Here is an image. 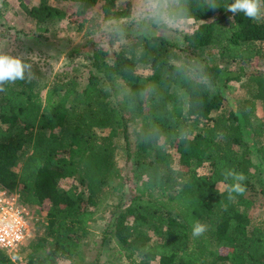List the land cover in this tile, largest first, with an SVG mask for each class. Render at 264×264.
Returning a JSON list of instances; mask_svg holds the SVG:
<instances>
[{
    "label": "trees",
    "instance_id": "1",
    "mask_svg": "<svg viewBox=\"0 0 264 264\" xmlns=\"http://www.w3.org/2000/svg\"><path fill=\"white\" fill-rule=\"evenodd\" d=\"M58 1H74L79 9L69 14L48 0L32 6L21 1L38 25L36 33L65 18L80 30L94 23L98 0ZM214 2L216 9L209 8V0H177L171 16L199 22L182 44L161 34H133L129 21L123 27L125 42L110 58L117 29L107 40L106 32L90 31L77 50L92 70L83 86L65 70L51 80L32 70L31 79L5 85L0 188L19 193L23 204L45 211L47 220L24 264L82 260L106 186L116 183L114 189L123 192L130 181L135 189L103 232V244L115 242L130 264H264V222L255 223L252 214L264 200V125L251 118L257 101L264 102V70L256 64L264 59V0L257 20L227 12L234 0ZM103 10L111 18L130 15L116 0H105ZM220 58L243 65L231 72ZM246 64L253 69L245 72ZM141 65L150 73H140ZM244 76L250 96L224 110L221 84ZM132 118L141 121L135 149L128 131ZM244 126L252 128V145ZM121 137L129 173L116 160ZM168 145L175 149L178 168ZM254 149L260 164L252 160ZM226 170L244 175L243 192L231 189V179L224 181ZM68 179L75 183L63 186ZM197 221L206 231L194 237ZM0 264L18 263L0 249Z\"/></svg>",
    "mask_w": 264,
    "mask_h": 264
},
{
    "label": "rangeland",
    "instance_id": "2",
    "mask_svg": "<svg viewBox=\"0 0 264 264\" xmlns=\"http://www.w3.org/2000/svg\"><path fill=\"white\" fill-rule=\"evenodd\" d=\"M21 1L29 6L37 5L41 0H0V52H5L14 56H21V58L32 65V70L43 74L46 80H51L56 72L67 71L71 75H76L80 80V86L86 84L90 75V64L83 56L78 53V49H82L88 39V33L92 30L96 34L106 32V40L110 37L111 30L117 29L118 40L110 47V58H113L114 52L120 49V45L125 42L126 32L123 27L133 21L130 29L133 34L143 32L144 34H161L170 41L177 44H182L184 35L192 32L198 21L193 19L173 18L171 11L176 6L177 0H165L161 15L158 17L153 15L150 11V4L148 0H116V4L123 8H129V17L111 18L103 10L105 0H98L94 7L92 15L95 19L93 24H88L84 29H78V26L72 23L68 18L63 20H56L49 24L48 31L36 33L38 25L32 21L24 12L21 6ZM51 4L62 7L67 13L72 14L79 9V5L74 1H58L48 0ZM137 22V23H135ZM216 57L218 55L215 53ZM219 60V59H218ZM217 60V61H218ZM226 70L231 72H239L243 65L240 62H229L219 60ZM257 67L264 70V59L257 61ZM256 66V65H255ZM253 69V66L246 64L245 72ZM139 72L142 74L150 73L148 67L140 66ZM38 74V73H37ZM226 97L224 110L230 107L236 108L240 101L250 96L251 89L247 85L246 77L241 81L232 80L230 82L222 83L219 88ZM127 90L123 87L122 94ZM122 97V95L120 96ZM127 118H131L130 114H126ZM241 118V117H240ZM255 124L262 123L264 125V102L258 100L255 114L251 117ZM244 123L243 119L241 118ZM203 122L199 125L202 126ZM141 121L132 118L129 121V137L132 143V148L135 149L136 140L140 131ZM99 133L106 134L108 129H98ZM245 139L250 141V145L254 142L252 128L244 126ZM117 150L116 160L123 173H127L131 164L127 165V151L125 148V140L123 137L116 138ZM168 152L174 154L172 156V164L178 168V156L173 146H167ZM252 160L255 164L262 163V159L257 151L254 149L251 154ZM254 170V169H253ZM129 173V172H128ZM264 179V174L262 175ZM73 179L63 180V186L74 184ZM116 183L110 187L106 186V197L99 211L96 214L95 221L90 225V233L87 237L82 250L83 259L76 264H130L115 242L103 244V232L109 221L115 214L117 207L120 204L128 202L133 189L136 187L135 181L126 183L123 190L117 191L114 189ZM222 192H227V185L224 183L218 184ZM30 209V208H29ZM30 222L36 223L35 233L28 237L15 250L8 252V254L18 263L24 264L27 261L30 253L35 248L34 240L45 233L47 220L45 211L38 209H30ZM253 220L255 223L264 222V200L261 199L255 208L252 210ZM35 237V238H34ZM34 238V239H33ZM155 238V237H154ZM61 264H74L70 261H62ZM152 264H158L154 260Z\"/></svg>",
    "mask_w": 264,
    "mask_h": 264
},
{
    "label": "clouds",
    "instance_id": "3",
    "mask_svg": "<svg viewBox=\"0 0 264 264\" xmlns=\"http://www.w3.org/2000/svg\"><path fill=\"white\" fill-rule=\"evenodd\" d=\"M153 15L160 16L161 9L165 0H148ZM209 8H218L214 0H209ZM227 12L236 15L238 12L243 13L246 17L257 20L261 17V0H234L226 9ZM32 65L25 62L21 56H14L5 52H0V92L5 91V85L14 83L17 80L31 79ZM224 181L231 179L234 184L231 189L236 192H243L241 182L245 180L242 173H236L234 170H226L222 172ZM206 231L205 225L199 221L192 226V235L198 237Z\"/></svg>",
    "mask_w": 264,
    "mask_h": 264
},
{
    "label": "built area",
    "instance_id": "4",
    "mask_svg": "<svg viewBox=\"0 0 264 264\" xmlns=\"http://www.w3.org/2000/svg\"><path fill=\"white\" fill-rule=\"evenodd\" d=\"M30 209L21 202L19 193L0 188V249L11 252L35 233Z\"/></svg>",
    "mask_w": 264,
    "mask_h": 264
}]
</instances>
